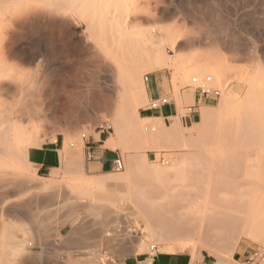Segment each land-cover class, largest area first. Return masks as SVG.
Instances as JSON below:
<instances>
[{
    "label": "rangeland",
    "instance_id": "obj_1",
    "mask_svg": "<svg viewBox=\"0 0 264 264\" xmlns=\"http://www.w3.org/2000/svg\"><path fill=\"white\" fill-rule=\"evenodd\" d=\"M3 6L0 128L11 131L13 146L19 141L26 142L24 147L31 141L39 145L64 136L66 153L52 179L38 174L24 152L26 161L21 158L11 163L0 156V249L7 243L6 228L13 224L21 229L13 239L33 243L26 247L21 262L14 259V253L9 257L0 253L1 264H76L99 243L103 264H124L123 258L135 255L142 238L145 250L137 254L182 253L190 257V264H204L203 260L217 264L218 257L225 258L226 264L264 261V97L259 94L264 87V0H70L63 4L26 0L22 7L10 2ZM195 75H211L221 94L205 101L198 116L188 120L184 116L187 106L193 104L190 79ZM155 76L164 94L174 98L177 115L145 117L141 111L149 100L146 83ZM244 97L246 116L239 102ZM240 113L246 117V128L252 131L255 123L250 121L257 120L255 127L262 133L256 129L252 133L257 137L250 134L252 141L246 138V144L236 145L232 137ZM104 122L111 126L105 146L122 158L123 169L90 177L81 135L99 130ZM219 126L231 128L230 139L216 136ZM159 127L170 132L158 129L162 134L153 135ZM250 131L246 129V134ZM207 158L227 159L232 169L227 175L209 170L219 162H205ZM237 159L238 169H234ZM191 165L197 166L196 173L210 175L199 180L202 193L192 205L232 214L239 229L246 226L235 249H227L217 240L194 244L188 237L160 243L151 240L148 230L144 238L143 218L134 201L128 200L129 193H140L130 189L137 190L141 179L157 168L167 169L168 183H188L194 188L184 177L192 174L186 171ZM89 179L99 181L89 183ZM210 181L220 186L208 198L205 193ZM56 190L64 195L58 197ZM97 191L105 193V198L106 193L115 192L116 199L124 201L113 202L115 195L108 194L111 199L106 202ZM135 196L130 197H141ZM95 203L109 213L106 216L102 209L106 218L94 213ZM26 226L32 235L25 233ZM110 227L120 229L119 235L114 231L106 235ZM151 245L155 247L150 249Z\"/></svg>",
    "mask_w": 264,
    "mask_h": 264
},
{
    "label": "bare ground",
    "instance_id": "obj_2",
    "mask_svg": "<svg viewBox=\"0 0 264 264\" xmlns=\"http://www.w3.org/2000/svg\"><path fill=\"white\" fill-rule=\"evenodd\" d=\"M26 0H0V2H2V6L5 2H10L11 4H15V6L17 7H22V5L24 4ZM31 1H37V0H31ZM44 1H52V0H44ZM58 2H60V4L62 3H65V2H70V0H56ZM86 1V0H84ZM4 2V3H3ZM1 5V3H0ZM1 6V7H2ZM5 6V5H4ZM3 6V8H4ZM0 7V9H2ZM9 8V5H6L5 9H8ZM1 11V10H0ZM31 11L33 12L34 11V8L32 7ZM30 12V15L31 13ZM35 12V11H34ZM35 15V14H34ZM31 18L34 19V17L31 16ZM32 20V19H31ZM35 20V19H34ZM130 48V47H129ZM127 48L126 50L129 52L130 49ZM133 49H131V51L133 52V50L136 48V47H132ZM129 49V50H128ZM138 50V48H136ZM136 51V50H134ZM240 51V50H239ZM137 52V51H136ZM140 50H139V55L138 57L140 56ZM137 53V54H138ZM246 53V52H245ZM132 53H130L131 55ZM133 55V54H132ZM129 56V57H132ZM135 57L137 55H134ZM9 87V86H8ZM7 87V88H8ZM10 88V87H9ZM253 90V89H252ZM190 94V93H189ZM261 95H263L264 97V87L260 89V93ZM190 97V95H189ZM239 100V99H237ZM235 98H234V101H237ZM240 109H241V112H242V115H245L246 114V103H248L246 101V98H242L240 101ZM246 102V103H245ZM239 106V105H238ZM238 110H239V107H238ZM240 112V110H239ZM247 112H250L249 110ZM261 113L263 114L264 116V109L261 110ZM250 114V113H249ZM248 114V115H249ZM241 115V113L239 114V116ZM242 115L240 116L241 119L239 118L238 120H240V124L239 122L237 124H239V126L237 125V129H236V133L235 135H233L232 137V140H234V144H240V143H245L246 144V140L248 138L251 139L252 141V138L253 136H256L257 137V134H253L252 132L255 130L257 131L256 129H258V127L256 128V123L259 122L257 120H253V121H250L251 123H255V126H252L250 128H252L253 130L250 131L249 128H246V115L244 116V118L242 117ZM256 116V115H255ZM257 118V117H256ZM253 119V118H252ZM258 119V118H257ZM249 122V120H248ZM249 122V123H250ZM248 124V123H247ZM258 124V123H257ZM248 125H252V124H248ZM2 127V126H1ZM169 127V126H168ZM173 127V126H172ZM4 128V129H2ZM0 128V156L3 157V158H8L11 160V163L14 161V162H19V160L22 158V160H25V157L27 156H23L26 151H27V147L30 146L32 143V141L30 142V145L26 144L27 146H25V143H21L23 141H19L18 144L16 143V145L13 146V144L11 143V136L9 135L11 131L7 130L8 127H2ZM7 128V129H6ZM163 128V127H162ZM161 128V129H162ZM230 128V127H229ZM229 128H223L222 126H219L218 127V133H217V137L219 139H225V140H228L230 139V129ZM151 131L153 129V127L151 128ZM159 128H157V133L153 130V132H155V134L153 135H158V134H162L161 132L158 131ZM160 129V131H161ZM167 129V131H169L170 129H168L167 127H164V131H162L163 133H165V130ZM174 129V128H173ZM194 129V128H193ZM246 129L249 130L251 133H249V135L246 134ZM260 129V128H259ZM258 129V130H259ZM11 130V129H10ZM144 131H147V130H144ZM166 131V134H169L167 133ZM172 131V130H171ZM176 131V130H175ZM196 131V129H195ZM194 131V132H195ZM261 131V132H260ZM9 132V134H8ZM13 132V130H12ZM15 132V131H14ZM170 132V131H169ZM260 133H262V129L259 130ZM149 133V132H148ZM248 133V132H247ZM143 133H141L142 135ZM146 134V133H145ZM144 134V135H145ZM171 134V133H170ZM174 134V133H173ZM250 134H251V137H250ZM253 134V136H252ZM135 135V134H134ZM147 135V134H146ZM149 135V134H148ZM151 135V136H153ZM164 135V134H163ZM190 134H188L187 136H189ZM18 136V133L17 135ZM150 136V137H151ZM164 136V137H165ZM172 136V135H171ZM259 137H261L260 135H258ZM161 137V135H160ZM163 137V138H164ZM255 137V138H256ZM141 137H139L140 139ZM157 138V137H156ZM169 138V137H167ZM247 138V139H246ZM136 139V138H135ZM19 140V139H18ZM29 140V138H28ZM33 140V139H32ZM256 140V139H254ZM258 140V138H257ZM30 141V140H29ZM34 141V140H33ZM250 141V143H251ZM35 142V141H34ZM29 143V142H28ZM249 143V144H250ZM258 143V141H257ZM22 144V145H21ZM24 144V145H23ZM36 144H32L31 146H35ZM251 145V144H250ZM263 145V144H262ZM22 152L23 155H22ZM260 152V151H259ZM225 154V152L223 153ZM26 155V154H25ZM243 152L240 153L239 156H243ZM0 157V158H1ZM2 158V159H3ZM2 159H0V164L2 163ZM16 159H19V160H16ZM195 161V160H194ZM205 162H208V163H215V162H219L218 164V167L215 168L213 166L209 167V170H217V173H221L222 175H227V173L232 169V166L229 164L228 160L227 159H219L217 160L216 158H207L204 160ZM75 162V161H74ZM192 164V161H190ZM195 162H193L194 164ZM238 163H239V160H235V168L234 169H238ZM4 164V163H3ZM18 164V163H17ZM21 166L23 164H20ZM25 165V164H24ZM18 166V165H17ZM19 167V166H18ZM24 167V166H23ZM16 168V167H15ZM26 168V167H25ZM8 169V168H7ZM11 169V168H9ZM76 169V168H75ZM14 170V168H13ZM133 170V169H132ZM15 171V170H14ZM134 171V170H133ZM132 171V172H133ZM167 169L163 168V169H154L153 172L151 173H148L146 174L144 180L142 181L141 179V183L138 185L137 182H135L139 188L136 190H132L130 189L131 191H138L136 193H140L138 195H140L142 197H139L137 194V196L135 197H139V198H135V200L130 196L134 197L133 195H131V193H129L130 191L128 190L127 193L128 196H129V199L128 200H133L134 201V208L137 209V213H139L142 218H143V221L145 223V228H142V233L144 235V238H146V230H148L149 232V235H150V238L151 240H155L157 242H160V243H168L170 241H173V240H182L186 237L188 238H192L193 239V243L195 244V242H199V243H202L203 241L207 242V241H214V240H217L219 241L223 246L225 247H228L227 249H235L236 248V244H237V241L240 239V236L245 233L246 231V226L244 228H241L239 229L238 226H239V223L237 221V218H235L234 215L232 214H229V213H225V212H220L218 210H215L213 209L212 207H206V208H200L196 205H192L194 204V201L199 197V195L202 193V190L200 187H198V183H199V180L202 179V178H210V175H204V174H199V173H196L198 170H197V166H194V165H191L190 167L188 166L186 168V171L188 172H191L192 174H187V175H184V177H186L187 181H191L193 184H194V188H189L188 187V183H184V184H170L168 183L167 180L168 179V174H167ZM12 173V172H11ZM10 174V173H8ZM7 174V176H8ZM17 174V173H16ZM3 176V174H2ZM14 176V175H13ZM10 177H11V174H10ZM132 177H134V175L132 174ZM4 178V176H3ZM92 179V178H91ZM89 179V180H91ZM139 179V178H137ZM112 180V179H111ZM115 180V179H114ZM117 180V179H116ZM99 181V180H98ZM96 179L95 180H91L89 181L90 182H94L96 184V182H98ZM138 181V180H136ZM121 182V181H120ZM139 182V181H138ZM48 183V182H47ZM47 183H44V184H47ZM103 181L100 182V184H102ZM128 183V182H127ZM131 183V182H130ZM130 185V184H128ZM127 185V186H128ZM137 185H134L136 188ZM141 185V186H140ZM42 185L43 188L47 187L48 185ZM100 186V185H99ZM116 186V185H114ZM126 186V184H125ZM126 186V187H127ZM137 186V187H138ZM209 186H211L208 190H206V195L208 196V198H211V196L213 195L215 189L220 186V184L218 182H214V181H210L209 182ZM125 187V188H126ZM133 186H131L132 188ZM38 188V187H37ZM42 188V189H43ZM133 188V189H134ZM19 189V188H18ZM127 189V188H126ZM125 189V191H126ZM57 191V190H56ZM61 191V190H60ZM94 191V190H93ZM99 192V191H97ZM54 193V192H53ZM62 193V192H61ZM60 193V194H61ZM84 193V192H83ZM82 193V194H83ZM100 194L103 193V192H99ZM117 193V192H116ZM122 193V192H121ZM125 193V192H124ZM125 193V194H127ZM135 193V192H134ZM56 194V193H55ZM55 194H52L53 196H55ZM58 191H57V194L58 195ZM98 194V195H100ZM107 195V199L110 198L112 195H115L111 201H118V202H123L124 199L123 198H117L116 199V194L115 192L112 193L110 195V193H106ZM110 197H109V195ZM52 195L50 196L52 198ZM62 195H64V193H62ZM62 195H58V197L62 196ZM97 196V195H96ZM102 196V195H101ZM105 196V193H103V198L99 196V199H105V201L107 202L108 200L104 197ZM124 196V195H123ZM126 198H127V195H125ZM58 197L56 196L55 198L58 199ZM74 197V196H73ZM77 197V196H75ZM62 198V197H61ZM54 199V198H53ZM60 199V198H59ZM65 199V198H64ZM64 199H62L64 201ZM111 199V198H110ZM55 200V199H54ZM127 200V199H126ZM60 201V200H59ZM113 201V202H114ZM130 201V202H131ZM221 201V200H219ZM67 202V201H66ZM64 203V202H63ZM98 204V203H95V205ZM100 204V203H99ZM98 204V205H99ZM94 205V206H95ZM92 207V209L95 211L94 213H101L102 214V211L105 210L104 208H100V207H103L101 205H99L98 207ZM89 207V206H88ZM106 207V205H105ZM74 208V207H73ZM103 209V210H102ZM107 209V207H106ZM108 209H110V207H108ZM112 209V208H111ZM72 211V210H71ZM74 211V210H73ZM72 211V212H73ZM106 211V210H105ZM104 211V212H105ZM114 212L115 213V210H111V212ZM91 212V211H90ZM110 212V210H109ZM112 212V214H113ZM71 213V212H70ZM107 213V211L105 212V214ZM76 215V213H74ZM78 214V212H77ZM109 214V213H107ZM106 214V216H107ZM70 215V214H69ZM74 217V215H72ZM79 216V214H78ZM77 216V219H79ZM100 216V214H99ZM105 216L102 214V217ZM105 216V218H106ZM116 216V215H115ZM71 220H74L75 221V218H73ZM101 217V216H100ZM118 217V216H117ZM68 218V217H67ZM119 218V217H118ZM123 218V217H122ZM76 219V220H77ZM70 220V219H68ZM70 220V221H71ZM104 220V219H103ZM113 220V219H112ZM123 220H125L123 218ZM122 221V220H121ZM126 221V220H125ZM66 222V221H65ZM74 223V222H73ZM72 223V224H73ZM76 223V221H75ZM74 223V224H75ZM136 223V222H135ZM79 224V223H78ZM107 225L109 224L108 222L106 223ZM121 224V223H120ZM126 224V223H125ZM9 225V224H8ZM14 225V226H13ZM13 225H10V227L6 228L5 230V236L7 238V243H5V245L3 246L2 249H0V253H3V255L5 257H9L10 256V253L14 255L16 254L17 256L14 258L16 261H22V257L23 254L25 252H27L26 249H29V248H26L29 244H33L31 241V243L29 242V240L27 241L26 238H22V239H13V237H15V233L16 231L18 230H21L19 229V227L17 226V224H13ZM83 225V224H82ZM106 225V226H107ZM111 225V224H110ZM137 225V224H136ZM252 225H254L252 223ZM17 226V227H16ZM40 226V225H39ZM105 226V225H104ZM103 228L105 229L106 227ZM121 226V225H120ZM27 227V226H26ZM28 228V227H27ZM84 228V227H82ZM102 228V226H101ZM102 228V230H103ZM111 228V227H110ZM78 229V226L77 228ZM28 230H31L32 229H27L25 231V233L27 234H30L32 235V233H29L30 231ZM84 230V229H83ZM101 230V229H100ZM101 230V231H102ZM112 230V231H111ZM111 230H106L104 233L108 236H110L113 231H114V234L119 235V230L120 229H117L116 227L114 229L111 228ZM44 231V230H43ZM37 232V231H36ZM70 232V231H69ZM75 232V231H74ZM77 232V231H76ZM84 232V231H83ZM81 232V235L82 233ZM85 233V232H84ZM83 233V234H84ZM58 234V233H57ZM76 234V233H75ZM101 234V232H100ZM251 234V233H250ZM34 235V234H33ZM78 235V234H77ZM27 236V235H26ZM100 236V235H99ZM113 236V235H112ZM115 236V235H114ZM29 238V236H27ZM38 238V237H37ZM44 238V237H43ZM81 239V238H80ZM99 240V239H98ZM99 243V242H98ZM203 245H205L203 243ZM203 245H199L200 247H202ZM99 246H100V243L91 248L90 249V253L87 255L86 259L85 258H82V259H85V260H76L74 261L75 263L77 261H79L78 263L76 264H103L104 262L102 261L101 259V255L98 253L99 252ZM145 247V241L141 240V242L139 243V245L136 247V253L138 252H141L142 250H145L144 249ZM223 247V250H226V248ZM225 248V249H224ZM89 250V249H88ZM29 252V251H28ZM193 253V251H192ZM26 254V253H25ZM28 254V253H27ZM38 254V253H37ZM194 255V254H193ZM218 255V254H216ZM216 255H214L216 257ZM3 256V257H4ZM40 256V255H39ZM38 256V257H39ZM221 256V255H220ZM85 257V256H84ZM192 257V256H191ZM194 257V256H193ZM192 257V258H193ZM196 257V256H195ZM194 257V258H195ZM199 257V256H198ZM222 257V256H221ZM22 258V259H21ZM40 258V257H39ZM191 258V259H192ZM2 259V258H1ZM0 259V260H1ZM77 259H80V258H77ZM217 259V258H216ZM3 260V259H2ZM219 261H217V264H226L224 263L226 260L225 258H219L218 259ZM12 261V259H11ZM20 261V262H21ZM2 262V261H1ZM7 262V261H6ZM14 262V261H13ZM216 262V261H215ZM219 262V263H218ZM66 263V262H65ZM149 264V260H145L143 263H140V264ZM1 264V263H0ZM35 264V263H34ZM69 264V263H68ZM261 264H264V261L261 263Z\"/></svg>",
    "mask_w": 264,
    "mask_h": 264
},
{
    "label": "crops",
    "instance_id": "obj_3",
    "mask_svg": "<svg viewBox=\"0 0 264 264\" xmlns=\"http://www.w3.org/2000/svg\"><path fill=\"white\" fill-rule=\"evenodd\" d=\"M164 93L165 89L161 85L158 76L153 77L150 82L146 83V95L148 99L155 98ZM192 97L194 112L190 115L195 118L198 116L199 108L202 104L197 103L195 91H193ZM141 111L146 114L145 117L170 118L178 114L174 98L170 104L165 105L159 110H145L142 108ZM105 136L106 134L104 132L94 129L85 137L84 148L90 147L93 153V159L88 163L90 170L87 171V174L90 177H99L114 170L112 159L118 156V154L112 148L105 146V141L107 140ZM65 153L64 136H56L55 139H48L39 145L29 146L26 151V159L36 169L38 174L45 175L47 179H52L54 178V170L61 166ZM70 153L71 151L68 152L69 155ZM133 254L135 255L130 254L123 258L124 264H139L145 260H149L150 264H190V257L182 253L151 254L147 252L137 254L133 251ZM161 257H164L163 261L160 259ZM203 262L206 264L205 260Z\"/></svg>",
    "mask_w": 264,
    "mask_h": 264
},
{
    "label": "built area",
    "instance_id": "obj_4",
    "mask_svg": "<svg viewBox=\"0 0 264 264\" xmlns=\"http://www.w3.org/2000/svg\"><path fill=\"white\" fill-rule=\"evenodd\" d=\"M147 79V77H145ZM190 86L193 87L194 91L197 95V103L203 104L207 100H214L218 97H220L221 90L219 87L213 85V78L211 75L203 76L202 78L200 76H192L190 79ZM172 98L168 94H163L160 96H157L155 98H150L148 100V103L146 105V110H159L160 108L164 107L165 105H168L172 102ZM187 113L184 116L188 120H192L193 117L190 115L194 112V105L191 104L187 106ZM99 130L104 132L105 134H109L111 130V126L108 122H104V124L99 126ZM83 138H85V134L81 135ZM72 146V144H71ZM87 159L90 161L93 159V153L90 147L85 148ZM113 168L116 171H120L123 169V161L120 156H116L112 159ZM155 246L151 245L150 249H153ZM151 254H153L151 252Z\"/></svg>",
    "mask_w": 264,
    "mask_h": 264
}]
</instances>
